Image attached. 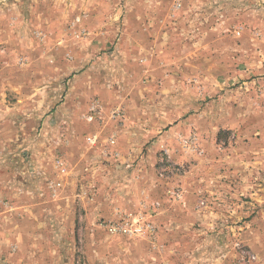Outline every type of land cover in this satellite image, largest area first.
I'll list each match as a JSON object with an SVG mask.
<instances>
[{
  "label": "rangeland",
  "instance_id": "obj_1",
  "mask_svg": "<svg viewBox=\"0 0 264 264\" xmlns=\"http://www.w3.org/2000/svg\"><path fill=\"white\" fill-rule=\"evenodd\" d=\"M0 264H264V0H0Z\"/></svg>",
  "mask_w": 264,
  "mask_h": 264
},
{
  "label": "crops",
  "instance_id": "obj_2",
  "mask_svg": "<svg viewBox=\"0 0 264 264\" xmlns=\"http://www.w3.org/2000/svg\"><path fill=\"white\" fill-rule=\"evenodd\" d=\"M161 19V18H160ZM160 19H158L157 21H156V23H155V27H156V29H158L159 28V25L161 26V24L159 23V20ZM142 26L141 27H139V29H141V30H146V31H151V29L153 30L154 29V23H152V25L151 24H146L145 22L144 23H142L141 24ZM130 28V26L129 25H127L126 26V29H125V27H124V30H128ZM134 38V37H133ZM133 38H131L130 39V41L129 40H127V39H129L128 38V36H127V34H125V33H123L122 35H121V40H120V42L121 43H119L121 46L119 47V48H121V47H125V46H128V48H129V42H130V45L132 46V47H134V46H136V45H139V44H137V41L135 40V39H133ZM151 40H153L152 39V36L151 35H148L147 36V38H146V40H145V42H144V44H142L143 46L141 47H137L138 49L135 51L136 53H142V54H144L145 55V57H146V60L147 61H149L150 60V56L152 55V50H150L149 48H150V46H153L154 44H153V42H151ZM147 51V52H146ZM134 52V53H135ZM133 60L134 61H136V59H134L133 58ZM244 120H246V118L244 119ZM187 121H189V120H185L184 121V123H186ZM239 121H243V119H242V117L239 119ZM243 123H244V121H243ZM165 137V134L164 135H161V136H159V138L157 139V140H155V141H153L152 142V144H156L157 142L158 143H160V142H162V140L161 139H163ZM140 142H146V143H148L149 142V140H146V141H144V140H141ZM163 143V142H162ZM152 146H149V148H151ZM117 172V171H116ZM140 183H143V184H145V185H149V183L146 181H143V182H140ZM150 186V185H149ZM158 188V187H157ZM161 195V194H160ZM159 195V196H160ZM176 220H178V219H176Z\"/></svg>",
  "mask_w": 264,
  "mask_h": 264
},
{
  "label": "built area",
  "instance_id": "obj_3",
  "mask_svg": "<svg viewBox=\"0 0 264 264\" xmlns=\"http://www.w3.org/2000/svg\"><path fill=\"white\" fill-rule=\"evenodd\" d=\"M93 112H97L99 110L98 104L93 105ZM89 140H92L91 137H89ZM112 143H115L114 140H112ZM138 221V222H137ZM133 221L131 219H124L119 222H111L109 224V230L113 233L115 232H122V233H132L134 234L135 231H141L144 232L146 231V228H149V224H145V216L142 214L141 216H138V220Z\"/></svg>",
  "mask_w": 264,
  "mask_h": 264
}]
</instances>
